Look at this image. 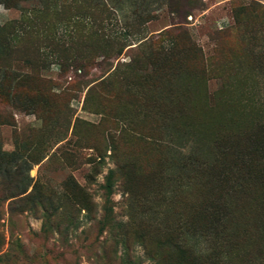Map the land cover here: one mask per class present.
Wrapping results in <instances>:
<instances>
[{
    "label": "rangeland",
    "instance_id": "374dc122",
    "mask_svg": "<svg viewBox=\"0 0 264 264\" xmlns=\"http://www.w3.org/2000/svg\"><path fill=\"white\" fill-rule=\"evenodd\" d=\"M69 1L0 0V32L18 22L5 37L17 48L13 58L28 51L25 32L33 10L49 12ZM80 1L109 10L104 22L116 35L148 18L143 36L178 26L201 48L208 98L207 107L197 106L198 138L211 140L216 122L220 130L246 126L252 118L249 108L262 105L264 85L256 67L264 60V0H199L198 7L174 16L168 0ZM41 21H49V13ZM69 29L58 25L56 37L68 43L64 35ZM42 32L40 55L28 51L35 66L12 63L14 71L31 74L26 89L9 96L0 90V264H160L145 254L139 236L155 240L177 226L179 193H171L168 209L155 211L160 198L130 200L118 175L110 193L105 189L117 162L131 163L137 153L153 155L146 136H136L139 127L131 125L140 124L143 116L132 114L129 124L115 113L118 105L104 98L99 87L109 73L104 68L93 65L83 71L50 63L49 26ZM135 43L128 39L110 71L137 53ZM154 126L159 132L161 123ZM190 144L182 151L187 153ZM141 166L145 169L146 163ZM246 210L243 264L251 253L253 264H264V183L256 185V200Z\"/></svg>",
    "mask_w": 264,
    "mask_h": 264
},
{
    "label": "trees",
    "instance_id": "16d2710c",
    "mask_svg": "<svg viewBox=\"0 0 264 264\" xmlns=\"http://www.w3.org/2000/svg\"><path fill=\"white\" fill-rule=\"evenodd\" d=\"M198 6L199 0H168L167 4L173 16L187 14V10ZM33 12L27 18L29 31L25 32L28 51L40 55L42 31L49 26L50 63L58 61L83 71L93 65L104 68L109 73L99 87L105 92L101 94L104 98L118 105L115 113L129 124L132 114L143 116L140 126L131 125L139 127L134 131L136 136H146L153 155L137 153L131 163L117 162L115 170L108 174L106 192L110 193L111 180L118 175L130 200L141 198L142 203H149L160 198L162 202L153 207L155 211L169 208L171 193L180 195L177 226L168 227L155 240L148 234L139 236L145 254L157 257L160 264H243L242 217L249 213L247 205L256 200V185L264 183V101L259 108H249L252 118L246 126L220 130L215 129L216 122L212 125L214 137L202 140L195 134L200 133L195 124L200 123L198 104L207 105L206 70L201 48L185 31L174 26L143 36L141 27L151 20L147 18L125 26L116 35L104 22L110 19L109 10L80 0L61 3L58 9L49 8V12ZM48 13L49 21L39 22L40 16L45 18ZM17 23L12 21L7 25L10 29L3 27L0 32V90L5 96L14 90H25L24 83L31 79V74L14 71L12 63L22 60L35 66L37 62L29 58L28 51L21 59L13 58L17 48L5 37L12 34ZM58 25L70 26L63 34L68 43L56 37ZM131 37L137 44V53L110 71L113 60L122 54ZM258 63L256 70L264 85V60ZM155 122L161 123L159 132ZM156 132L161 139H156ZM189 143L190 150L183 152ZM253 255L246 264H253Z\"/></svg>",
    "mask_w": 264,
    "mask_h": 264
}]
</instances>
